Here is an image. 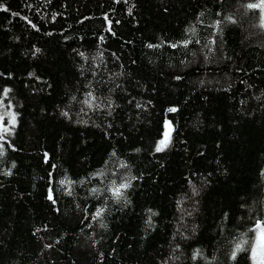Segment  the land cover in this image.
Wrapping results in <instances>:
<instances>
[{
    "label": "trees",
    "instance_id": "trees-1",
    "mask_svg": "<svg viewBox=\"0 0 264 264\" xmlns=\"http://www.w3.org/2000/svg\"><path fill=\"white\" fill-rule=\"evenodd\" d=\"M259 1L0 0V264H251Z\"/></svg>",
    "mask_w": 264,
    "mask_h": 264
},
{
    "label": "snow or ice",
    "instance_id": "snow-or-ice-1",
    "mask_svg": "<svg viewBox=\"0 0 264 264\" xmlns=\"http://www.w3.org/2000/svg\"><path fill=\"white\" fill-rule=\"evenodd\" d=\"M248 7H255V5H248ZM0 11H7V9H5V8H2V7H0ZM187 43L188 42H185V47L187 46ZM149 47H152V45H149ZM8 91H10L9 89H5V96L7 95V92ZM89 96H91V94H89ZM73 99H75V97L73 98ZM88 103H89V105H91V100H89L88 101ZM169 111H172V112H174V111H176V109L175 108H171V109H169ZM65 115H67V113H64ZM7 115H11V113H7ZM3 119V117H0V120H2ZM11 123L14 125L15 124V117L14 116H12V120H11ZM168 125H167V122H166V127H167ZM0 131H2V132H7L8 131V129L7 128H2V127H0ZM4 139V136L3 135H0V140H3ZM170 143V133L169 132H166L165 133V138L163 139V140H161V141H159L158 142V144H157V147H156V152H161V151H164L165 150V148H167V146H168V144ZM3 155V151L2 150H0V156H2ZM10 174V173H9ZM129 185L128 184H120L118 187H113V189H112V195H113V197L114 198H116L117 200H119L120 199V197L122 196V189H125V188H127ZM95 191V190H94ZM52 197H51V193L49 194V199H51ZM102 212H103V209H98L97 210V213H96V216L97 217H99L101 214H102ZM257 227L259 228L260 227V225L259 224H257ZM253 253L255 254V249L253 250Z\"/></svg>",
    "mask_w": 264,
    "mask_h": 264
},
{
    "label": "rangeland",
    "instance_id": "rangeland-1",
    "mask_svg": "<svg viewBox=\"0 0 264 264\" xmlns=\"http://www.w3.org/2000/svg\"><path fill=\"white\" fill-rule=\"evenodd\" d=\"M258 3H259V7H258ZM258 3L253 5H255L254 8L259 10L260 12L262 25L264 27V0H260ZM259 225H260L259 228L256 225L254 229V237L250 250L251 264H264V225L262 224ZM254 249H255V254L253 253Z\"/></svg>",
    "mask_w": 264,
    "mask_h": 264
}]
</instances>
